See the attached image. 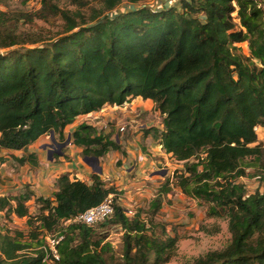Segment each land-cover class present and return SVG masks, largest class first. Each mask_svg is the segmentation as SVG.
<instances>
[{
    "label": "trees",
    "instance_id": "16d2710c",
    "mask_svg": "<svg viewBox=\"0 0 264 264\" xmlns=\"http://www.w3.org/2000/svg\"><path fill=\"white\" fill-rule=\"evenodd\" d=\"M61 1L41 0V18L64 21L62 32L48 37L20 30L24 14L0 9V147L23 149L52 131L63 142L80 115L151 99L162 115L165 151L186 168L177 186L214 203L210 215L229 216L230 244L189 264H264V191L246 196L236 182L246 176L247 159L264 174V144L256 132L264 127V0H179V7L139 5L118 13L123 0H66L78 7L74 11ZM241 42H248L249 55ZM71 139L84 156L121 149L117 138L85 123ZM20 161L37 163L34 154ZM92 180L61 175L53 198L35 197L37 215L30 213L29 188L0 196V212L26 218L29 226L28 234L0 232V264H49L42 248L47 234L64 235L55 264H108L105 236L67 223L115 192L99 174ZM152 206L158 209L160 200ZM126 212L115 205L102 222L125 230L126 264L167 261L176 238L155 239L145 222Z\"/></svg>",
    "mask_w": 264,
    "mask_h": 264
},
{
    "label": "rangeland",
    "instance_id": "374dc122",
    "mask_svg": "<svg viewBox=\"0 0 264 264\" xmlns=\"http://www.w3.org/2000/svg\"><path fill=\"white\" fill-rule=\"evenodd\" d=\"M259 1L261 2V0ZM157 3L158 0H139L136 3H132L131 0H123L117 8V13L129 7L155 6ZM93 4L96 5L97 0H93ZM175 4L179 7L180 2ZM60 5L73 11L78 8L66 0H62ZM41 8V0H0L1 10L8 12V14H24L25 20L19 23L20 30L37 32L46 37L62 32L64 21L61 16L41 18L39 15ZM83 10L87 16L91 13L89 7ZM238 46L242 53L250 54L248 42H241ZM116 132L115 127L113 134ZM257 135L258 143L264 144V127L257 129ZM47 141L51 142V136L47 138ZM162 160L164 167L162 170H167V173L156 175L155 183L157 186L154 185L153 190H129L125 188L120 190L123 187L111 185L110 182L107 183L115 188L113 193L115 205H121L126 211H131L128 215L130 218L139 217L141 221L145 222L149 228L148 233L155 239L164 241L170 237L176 238V244L171 251L170 258L161 264H189L210 251L221 250L229 245L232 240L229 216L227 217L221 211L219 216L210 215L209 208L214 203L186 195L183 190L177 188L178 176L186 169L183 161H178L173 155H168L167 158L163 157ZM244 167L247 172L246 176L237 178L236 182L244 186L246 196L258 191L263 192L264 179L262 177L264 174H261L259 164L256 165L255 160L247 159L244 162ZM156 199L160 200L158 209H154L152 206ZM28 205L32 215L39 214L40 206L35 201H29ZM65 224L62 223L57 231L61 230ZM91 226L95 229L94 238L105 236V242L110 243V248L105 253L107 263L126 264L123 256L125 230L120 225L110 223L106 225L99 223ZM14 230L28 234L27 219L8 214L5 211L0 212V232L12 233ZM43 235V232H40L39 238H43ZM36 247L38 245H34L28 250ZM49 264L55 263L49 262Z\"/></svg>",
    "mask_w": 264,
    "mask_h": 264
},
{
    "label": "crops",
    "instance_id": "0c3cea01",
    "mask_svg": "<svg viewBox=\"0 0 264 264\" xmlns=\"http://www.w3.org/2000/svg\"><path fill=\"white\" fill-rule=\"evenodd\" d=\"M159 1L162 6L157 8H168L179 0ZM82 123L95 126L99 134L117 138L121 145L122 150H111L106 156L99 157L101 174L84 161L83 149L72 139L63 148V154L54 153L51 160L49 144L52 140L48 142L50 135L45 134L23 149L0 147V196L19 195L29 188L34 194L33 201L40 196L53 198L58 190V178L63 174L89 184L93 182L92 175L99 174L107 183L123 187L120 190H153L154 185L157 186L156 172L163 168L162 158L172 154L167 153L162 145L164 125L153 100L136 97L123 105H106L99 111L80 115L66 127V137ZM115 127L117 132L113 134ZM30 154L36 155V164L20 161Z\"/></svg>",
    "mask_w": 264,
    "mask_h": 264
},
{
    "label": "built area",
    "instance_id": "2783aa9c",
    "mask_svg": "<svg viewBox=\"0 0 264 264\" xmlns=\"http://www.w3.org/2000/svg\"><path fill=\"white\" fill-rule=\"evenodd\" d=\"M161 3L162 1H159L155 5V7L162 6ZM258 128L259 127H256V132ZM123 130L124 128H121V131ZM114 212H115V203L113 200V193H112V194H109L105 198V200L102 201L100 204L86 210L85 212L79 214L76 217H73L67 223L81 222V223L91 226L94 224L102 223L105 220L109 219L110 217L113 216ZM126 213L129 215L131 211H127ZM63 239H64V235H61V234H56V235L47 234L45 238V245L42 247L45 249V252H46L45 259L47 261L54 263L60 260L59 244L61 243Z\"/></svg>",
    "mask_w": 264,
    "mask_h": 264
},
{
    "label": "water",
    "instance_id": "95a60500",
    "mask_svg": "<svg viewBox=\"0 0 264 264\" xmlns=\"http://www.w3.org/2000/svg\"><path fill=\"white\" fill-rule=\"evenodd\" d=\"M52 144H49L50 149V159H53V154L56 153L58 155L63 154V148L71 143V136H69L65 141L59 142L56 137L54 131L50 134ZM84 161L89 164L95 172L101 174L102 168L99 166V158L95 156H85ZM161 175H165L167 173V170H159L156 172Z\"/></svg>",
    "mask_w": 264,
    "mask_h": 264
}]
</instances>
